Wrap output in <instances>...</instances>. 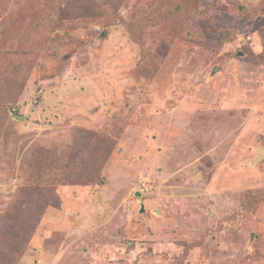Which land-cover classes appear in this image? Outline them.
Instances as JSON below:
<instances>
[{
  "label": "rangeland",
  "instance_id": "obj_1",
  "mask_svg": "<svg viewBox=\"0 0 264 264\" xmlns=\"http://www.w3.org/2000/svg\"><path fill=\"white\" fill-rule=\"evenodd\" d=\"M261 147L264 0H0V264H264Z\"/></svg>",
  "mask_w": 264,
  "mask_h": 264
},
{
  "label": "water",
  "instance_id": "obj_2",
  "mask_svg": "<svg viewBox=\"0 0 264 264\" xmlns=\"http://www.w3.org/2000/svg\"><path fill=\"white\" fill-rule=\"evenodd\" d=\"M11 115H12V117H13L14 119H16V120H19V121L23 120V115H19V114H17V112H16L15 110H11ZM263 159H264V147H261V148L258 149V155H257V157L254 159V161H255V162H256V161H261V160H263Z\"/></svg>",
  "mask_w": 264,
  "mask_h": 264
}]
</instances>
